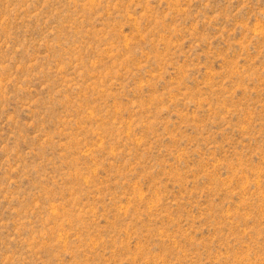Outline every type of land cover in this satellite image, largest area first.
I'll return each instance as SVG.
<instances>
[{"label":"rangeland","instance_id":"obj_1","mask_svg":"<svg viewBox=\"0 0 264 264\" xmlns=\"http://www.w3.org/2000/svg\"><path fill=\"white\" fill-rule=\"evenodd\" d=\"M0 264H264V0H0Z\"/></svg>","mask_w":264,"mask_h":264}]
</instances>
